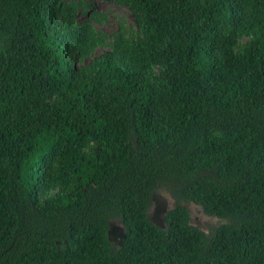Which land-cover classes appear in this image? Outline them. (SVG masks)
Segmentation results:
<instances>
[{"label": "trees", "instance_id": "16d2710c", "mask_svg": "<svg viewBox=\"0 0 264 264\" xmlns=\"http://www.w3.org/2000/svg\"><path fill=\"white\" fill-rule=\"evenodd\" d=\"M0 264H264V0H0Z\"/></svg>", "mask_w": 264, "mask_h": 264}, {"label": "rangeland", "instance_id": "374dc122", "mask_svg": "<svg viewBox=\"0 0 264 264\" xmlns=\"http://www.w3.org/2000/svg\"><path fill=\"white\" fill-rule=\"evenodd\" d=\"M96 6L99 8V10H104V11L109 8L108 5L99 2H96ZM110 8L112 10L110 19L108 23L101 28L103 31H105L107 34H110L116 28V21L112 18V15L113 17L123 18L127 24H131V16L126 10L119 9L115 6ZM101 52L102 50H98L96 55L100 54ZM159 196L162 197L166 202H170V196L165 191H160ZM189 210H190L191 225L205 233H208L211 228H215L220 223V221L217 219L215 220V218L211 219V217L204 214V212L198 206L192 203L189 204ZM116 226L117 225H114L113 226L114 228L112 229L115 230ZM115 241L116 240L113 238L112 243H115Z\"/></svg>", "mask_w": 264, "mask_h": 264}, {"label": "flooded vegetation", "instance_id": "af4514ba", "mask_svg": "<svg viewBox=\"0 0 264 264\" xmlns=\"http://www.w3.org/2000/svg\"><path fill=\"white\" fill-rule=\"evenodd\" d=\"M181 204L183 206H185L186 209L188 210V213H189V224H191L190 223L189 204H185V203H181ZM172 209H173V201L171 199H170V202L167 203L162 197L159 196V192H154L153 196H152V202H151V205L149 207V210H148L147 214H148V216L152 217L153 219H156V217H157V222L158 221L160 222L158 217H162L163 221H161V223H162V227L164 228L165 216L168 213V211H170ZM211 219H214V218L211 217ZM123 233H124V228H123ZM116 245H119V243H117Z\"/></svg>", "mask_w": 264, "mask_h": 264}, {"label": "water", "instance_id": "95a60500", "mask_svg": "<svg viewBox=\"0 0 264 264\" xmlns=\"http://www.w3.org/2000/svg\"><path fill=\"white\" fill-rule=\"evenodd\" d=\"M152 196H153V193L150 196V201L151 202H152ZM167 203H169V202H167ZM147 218H148V220L150 221V223L153 226L161 228V229L163 228L162 227V223H161V221H163L162 217H158L160 222L159 221L157 222V217H156V219H153L152 217L148 216V214H147ZM114 225H117L115 230L112 229V228H114L113 227ZM113 238L116 240L115 243H112ZM123 238H124L123 227L120 224H110L109 229L107 231V239H108V241L111 244H115L116 245L117 243H119V245H120L122 240H123Z\"/></svg>", "mask_w": 264, "mask_h": 264}]
</instances>
